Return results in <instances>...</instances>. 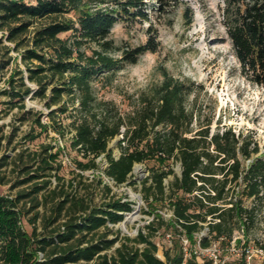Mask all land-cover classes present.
I'll return each mask as SVG.
<instances>
[{"label":"trees","instance_id":"trees-1","mask_svg":"<svg viewBox=\"0 0 264 264\" xmlns=\"http://www.w3.org/2000/svg\"><path fill=\"white\" fill-rule=\"evenodd\" d=\"M223 1V19L234 55L246 76L264 88V0ZM147 9L146 0H0V30L5 32L2 36L19 50L28 34L22 60L26 62L27 78L36 84L31 88L23 83L22 90L12 86V95L17 97L14 105L22 102L23 108L28 94L43 99L48 108L56 105L48 113L52 125L42 123L40 117L35 121L41 131L52 128L63 135L61 123L53 115L56 111L66 113L70 99L75 112L72 145L88 158L87 162L79 161V167H98L96 158L104 154L105 174L121 185L128 181L136 163H152L149 176L142 182L146 204L164 198V181L174 174L172 162L177 160L181 174L174 175L169 185V225L173 232L184 234L193 245L196 240H191L192 235L206 224L208 235L200 237V246L206 248L217 242L228 247L236 231L249 235L255 230L260 222L259 210L264 207V153L253 136L231 126L212 130L210 123L193 128L196 113L187 106L191 83L173 77L165 69L161 81L151 85L124 114L111 115L113 103L98 100L95 95V80L116 72L123 62L135 63L145 51L156 50L152 37L133 48L115 47L109 38L116 23L147 20ZM65 32L71 34L62 38L60 34ZM84 44H95L96 48L86 54L80 50ZM114 48L122 50L120 58L109 54ZM65 96L68 99L64 100ZM3 129L1 124L0 150L5 138L11 143L16 128L8 135ZM118 134L122 135L120 154L115 156L109 141ZM36 136L31 131L25 138L33 140ZM48 148L37 153L42 155L38 166H24L26 176L14 183L33 181L30 190L22 189L15 197L0 195V264H199L194 250L190 249L187 256L179 239L164 250L165 259L160 258L152 235L142 230L134 238L126 237L114 254L103 252L117 239L94 240L86 236L107 227V223L122 221L133 210L131 201L117 198L105 203V207H90L83 198L70 197L57 185L50 188L49 179L37 182L54 169L51 162L61 152L58 149L49 153ZM21 156V151L16 154L19 159ZM6 158L3 155L2 160ZM3 164L5 161L0 166ZM104 186L110 190L108 184ZM40 192H44V203H53V220L63 210L68 215L63 231L41 239L22 228L21 210L17 209L27 197L34 202L31 208L41 205ZM160 218L157 215L156 219ZM154 224L155 219L147 225L152 233L156 230ZM129 241L137 245H129ZM48 247L46 258L37 261V252ZM239 264H246L244 251Z\"/></svg>","mask_w":264,"mask_h":264},{"label":"rangeland","instance_id":"rangeland-1","mask_svg":"<svg viewBox=\"0 0 264 264\" xmlns=\"http://www.w3.org/2000/svg\"><path fill=\"white\" fill-rule=\"evenodd\" d=\"M146 1L148 19L116 23L109 38L115 47L133 48L143 45L152 37L157 46L156 50L145 51L135 63L123 62L116 72H108L107 77L102 75L103 78L95 80L93 88L97 99L113 103L111 115L116 112H129L151 85L161 81V72L165 69L173 77L191 83L192 91L187 96V106L196 113L193 128L206 123H210L212 130L218 126H231L235 131L253 136L259 143L260 152L264 153V88L246 76L234 55L223 19L224 1ZM70 34L71 32H65L60 36L66 38ZM26 35L25 43L19 50H15L14 42L7 40L0 33V125H4V135L16 128L11 143H8L6 138L2 141L0 163L5 161V164L0 166V177H4L0 181V195L15 197L22 189L30 190L33 181L14 186L17 180L26 176L23 167L33 165L31 169H35L42 156L37 153L42 152L44 147H50L49 153L61 149L56 160L51 162L54 169L48 170L47 176L36 179L37 182L49 179L50 188L57 185L59 190L63 189L70 197L73 195L83 198L90 207H105V203L117 198L132 203L133 210L126 213L122 221L107 223V227L103 226L86 236L94 240L101 237L117 239L103 252L114 254L115 248L122 241H126V237L134 238L142 230L145 234L152 235L151 239L158 246L157 255L162 259H165L164 250L172 248L174 242L179 239L187 256L190 255V249L194 250L199 264H239L246 244L253 250L248 264H264V248H261V245L264 246V207L259 210L260 222L255 230L249 235L236 231L228 247L219 246L217 242H212L206 248L200 246V237L208 235L206 224L192 235L191 240L196 242L190 245L184 234L179 236L169 225L172 218L169 185L174 175L181 174V166L177 160L172 162L174 174L164 181V198L146 204L142 197V182L149 176L148 167L152 163H136L128 181L121 185L115 184L105 174L107 159L104 154L96 158L98 167L85 170L79 167L78 162H87L88 158L72 145L75 132L72 120L75 112L70 99L66 113L56 111L53 115L55 121L61 123L63 135L52 128L47 132L41 131L35 121L40 117L42 123L52 125L48 113L56 108V105L48 108L43 99L28 94L24 97L23 108H20L22 102H17L15 106L17 97L12 95V86L20 90L25 85L36 88V84L27 78L26 62L22 60V51L27 46L28 34ZM94 48L95 44H84L80 50L91 54ZM109 54L120 58L122 50L114 48ZM66 99L68 98L65 96L64 100ZM74 106H77V103ZM31 131L37 134L36 138L26 139L25 135ZM120 138L122 135L118 134L109 141V147L115 156L120 154ZM20 151L21 159L16 157ZM3 155L7 156L5 160H2ZM32 157H35V162ZM105 184L109 185L110 190L105 188ZM41 193L44 192L38 194L41 205L31 208L34 202L31 197H27L17 206V209L21 210L22 228L28 233L34 232L33 237L39 239L51 235L54 231H63L64 222L68 218L67 211L63 210L59 218L53 220V203H44ZM36 213L38 215L35 218ZM157 215H160V220L156 219ZM153 219L156 230L152 233V229L147 225ZM128 244L137 245L133 241ZM48 252L49 247L45 251L39 250L37 261H43V256L46 258ZM79 264L94 263L81 261Z\"/></svg>","mask_w":264,"mask_h":264},{"label":"built area","instance_id":"built-area-1","mask_svg":"<svg viewBox=\"0 0 264 264\" xmlns=\"http://www.w3.org/2000/svg\"><path fill=\"white\" fill-rule=\"evenodd\" d=\"M0 33L3 35L5 32L0 30ZM243 251L245 252L246 264H248L252 258L253 250H251L249 247H244ZM40 255L42 256V253H40Z\"/></svg>","mask_w":264,"mask_h":264}]
</instances>
